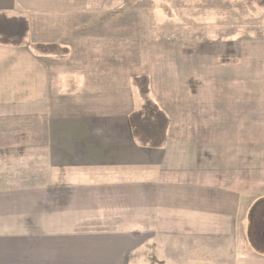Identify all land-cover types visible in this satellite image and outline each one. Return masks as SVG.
Here are the masks:
<instances>
[{
  "label": "crops",
  "instance_id": "crops-1",
  "mask_svg": "<svg viewBox=\"0 0 264 264\" xmlns=\"http://www.w3.org/2000/svg\"><path fill=\"white\" fill-rule=\"evenodd\" d=\"M93 1L0 0L31 24L23 45L0 43V264H264V226L260 245L249 238L264 218V135L247 106L264 101L203 110L159 91L173 76L153 62L169 125L161 143L141 135L139 63L111 45L127 33L75 21L94 5L110 19V0Z\"/></svg>",
  "mask_w": 264,
  "mask_h": 264
},
{
  "label": "rangeland",
  "instance_id": "rangeland-1",
  "mask_svg": "<svg viewBox=\"0 0 264 264\" xmlns=\"http://www.w3.org/2000/svg\"><path fill=\"white\" fill-rule=\"evenodd\" d=\"M88 1L94 4L93 0ZM105 1L95 0L97 7H102ZM110 3V19L102 16L94 19V5L89 15H76L75 21L96 33H103L108 27L112 33H127L126 38L111 41L113 50L122 47L128 61L139 63L129 65L136 76H153V62L158 63L160 74L170 72L175 81L170 79L168 86L155 85L159 91L170 87L191 94L203 110L226 100L223 109L229 111L230 117L232 109L239 105L243 111L252 101H264V0H110ZM160 63L174 66L163 69ZM261 104L254 108L247 105L255 113L253 121L251 118L248 121L252 132L264 135V102ZM257 152H264V148ZM262 210L259 207L257 213ZM263 226L264 218L260 216L249 235L257 245L261 244L259 232Z\"/></svg>",
  "mask_w": 264,
  "mask_h": 264
},
{
  "label": "trees",
  "instance_id": "trees-1",
  "mask_svg": "<svg viewBox=\"0 0 264 264\" xmlns=\"http://www.w3.org/2000/svg\"><path fill=\"white\" fill-rule=\"evenodd\" d=\"M30 29L31 24L26 17L9 15L0 11L1 44L15 47L23 45ZM150 85V78L147 76L137 79L138 91L143 100V109L133 115L132 125L141 135L152 138L153 142L161 143L165 138L169 120L166 113L151 96Z\"/></svg>",
  "mask_w": 264,
  "mask_h": 264
}]
</instances>
